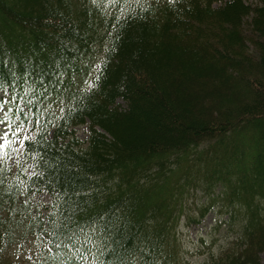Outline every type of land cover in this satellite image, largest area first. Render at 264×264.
<instances>
[{"label": "trees", "instance_id": "16d2710c", "mask_svg": "<svg viewBox=\"0 0 264 264\" xmlns=\"http://www.w3.org/2000/svg\"><path fill=\"white\" fill-rule=\"evenodd\" d=\"M0 101V264H264V0H0Z\"/></svg>", "mask_w": 264, "mask_h": 264}, {"label": "rangeland", "instance_id": "374dc122", "mask_svg": "<svg viewBox=\"0 0 264 264\" xmlns=\"http://www.w3.org/2000/svg\"><path fill=\"white\" fill-rule=\"evenodd\" d=\"M248 2L254 3L256 0H247ZM2 101H0V134L7 132L8 135L7 137H4L3 135H0V141L3 139H8L9 140V145H11L12 148L16 147L19 148V144L21 142V138L23 136H26L29 133L28 128L19 122L18 119H11L9 117H4L3 112H4V107L2 106ZM19 128L20 131L17 132L16 129ZM75 133L77 136L85 140L87 137V128L86 125H80L74 128ZM1 155V153H0ZM50 195L47 194L46 192H41V193H36L30 196V200L35 206H38L44 210H46V206L50 202ZM42 202L45 204V208L42 206ZM214 213L209 212L207 216L204 218V221L202 224L198 226H191L188 231V236H189V241L192 242L194 239V236H196L197 233L203 234L207 230V226L211 224V222L214 220ZM187 240V247H191L188 239ZM194 250V251H193ZM196 252L195 249L190 250V252L184 256L185 260L188 261V263H196L201 259V255L198 254H192ZM262 261H264V255H262Z\"/></svg>", "mask_w": 264, "mask_h": 264}, {"label": "snow or ice", "instance_id": "6c2138e0", "mask_svg": "<svg viewBox=\"0 0 264 264\" xmlns=\"http://www.w3.org/2000/svg\"><path fill=\"white\" fill-rule=\"evenodd\" d=\"M16 131L19 132L20 129L17 128ZM0 135H3L4 137H7L8 133H7V132H4V133H2V134H0ZM8 143H9V140L6 139V138L3 139L2 141H0V149L6 147Z\"/></svg>", "mask_w": 264, "mask_h": 264}]
</instances>
